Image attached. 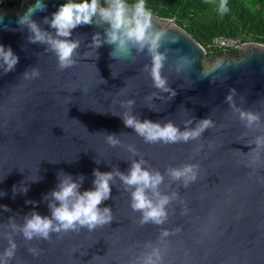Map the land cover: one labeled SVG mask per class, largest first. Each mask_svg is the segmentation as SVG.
Wrapping results in <instances>:
<instances>
[{
    "label": "water",
    "instance_id": "water-1",
    "mask_svg": "<svg viewBox=\"0 0 264 264\" xmlns=\"http://www.w3.org/2000/svg\"><path fill=\"white\" fill-rule=\"evenodd\" d=\"M42 2L46 11H37L32 19L54 33L43 18L50 19L67 0ZM34 3L0 0V44L11 47L19 58L14 71L0 69V205L11 209L0 208V234L9 217L22 223L33 210L50 216L43 197L56 187L61 170L73 178L85 177L80 191L93 187V169L127 172L131 159L140 158L128 152L129 144L161 173L169 165L197 163L199 174L187 188L165 176L161 190L178 191L179 199L169 206V221L163 226L139 224L140 214L132 211L130 195L116 178L110 198L100 205L111 208L110 224L59 237L52 234L50 241L26 243L16 234V257L10 264H17V259L19 264H128L130 250L155 242L160 227L181 229L167 240L165 264H264V163L246 167L249 157L244 155L255 147L246 143L257 132L244 128L225 99L235 89L236 104L260 111L264 121V43L248 40L206 53L173 17L151 12L157 31L178 38L174 44L162 43L160 49H169L161 73L176 92L169 99L168 93L153 88L151 77L143 71L151 62L146 50L132 49L129 58L116 59L109 55L114 45L90 47L93 34L100 33L103 40L107 23L72 30L69 39L80 41L77 62L58 69L55 54L46 51L44 44L31 43L27 27L18 24L19 16ZM180 55L193 58L194 63L177 73ZM33 67L39 69V77H23ZM153 92L158 95L151 96ZM125 99L135 101L133 115L141 120H171L183 130L184 119L194 118L189 125L194 127L196 120L210 117L215 127L206 129L199 142L148 144L112 114L125 110L119 104ZM105 133L120 135L121 145H108ZM25 186L27 191L21 192ZM6 246L7 241L0 239V251ZM29 246L38 247L40 254L33 257Z\"/></svg>",
    "mask_w": 264,
    "mask_h": 264
},
{
    "label": "clouds",
    "instance_id": "clouds-1",
    "mask_svg": "<svg viewBox=\"0 0 264 264\" xmlns=\"http://www.w3.org/2000/svg\"><path fill=\"white\" fill-rule=\"evenodd\" d=\"M106 5V6H105ZM47 5L42 0H35V3L19 16L18 24L26 26L30 35L28 40L31 43L46 45V51H52L57 59V67L60 70L71 68L77 62V49L80 46L79 39H69L72 30L78 26L91 25L93 23H107L104 29V38L100 33L92 36L90 47L99 48L106 43L114 45L109 53L110 57L116 59H127L131 56V50L136 53L146 50L150 57V64H145L143 71L151 77L152 86L160 93H168L169 99L176 95V92L169 87L168 78L162 75V69L168 60V48L160 51L162 43H177L178 38L168 36L163 31H157L152 23V13L146 7V0H67L60 4L56 11L51 14V18L44 17L43 23L48 24L54 33L41 28L32 16L37 11H46ZM219 9L221 12L227 11V0H220ZM179 52V49H177ZM18 56L11 47L0 44V69L4 73L15 70L18 63ZM133 61L135 57H132ZM194 59L187 55H180L176 61L175 70L180 71L191 68ZM215 69L204 72L207 75ZM40 72L36 67L30 68L23 73V77L34 79L39 77ZM106 83V81H104ZM156 92L151 96H157ZM236 95L235 89H230L226 95V102L234 113L238 115L244 128L249 131H256L257 134L249 140L247 145H255L250 151L244 153L249 157L246 167H254L264 163V121L261 119V112L245 109L238 106L233 97ZM243 100V97H241ZM120 106L125 109L119 115L126 127L132 128L145 143L148 144H187L190 141L201 140L206 129L215 127L210 117L196 120L194 127H189L194 118L181 121L183 130L173 121L164 123L153 122L149 119L141 120L138 115H133V99L119 101ZM186 111V110H185ZM108 145L116 147L121 145L120 135L115 133H105ZM211 146V144H209ZM128 152L139 159H131L127 172H122L113 168L110 172H101L93 169L92 185L90 189L80 191L85 177L77 175L75 178L71 174L62 170L57 173V184L54 189L46 193L43 197L47 201L50 210L49 215H40L36 211H31L23 216V222L17 223L13 217H9L7 224H4L5 231L0 234V239L7 241V246L0 251V264H10L16 257L17 244L14 235H22L24 241L32 240L50 241L52 234L61 236L63 233L79 232L81 229L93 231L97 228L110 224L113 214L110 207H100L102 203L110 198L111 188L119 179L124 191L130 195L129 206L133 212L139 213V224H154L163 226L169 221V206L179 199L178 191L164 192L161 185L164 184L165 176L170 182H178L183 188L198 179L199 165L197 163H184L179 166L169 165L164 173L148 164L134 145H126ZM198 151V149H197ZM99 163L98 161H96ZM16 191L15 186L13 192ZM26 192L27 187L20 189ZM3 195V193H0ZM183 203V201H180ZM4 211H11L6 205H0ZM187 211L184 208L181 214ZM181 229H169L160 227L159 235L155 242L147 241L138 245L139 251H131V258L128 264H165L167 255V240L170 236L176 235ZM27 251L36 257L40 254V249L29 246ZM17 264L19 260L17 259Z\"/></svg>",
    "mask_w": 264,
    "mask_h": 264
},
{
    "label": "trees",
    "instance_id": "trees-1",
    "mask_svg": "<svg viewBox=\"0 0 264 264\" xmlns=\"http://www.w3.org/2000/svg\"><path fill=\"white\" fill-rule=\"evenodd\" d=\"M220 0H146V7L161 17H173L174 23L187 31L206 53L220 50L207 47L214 35L240 36L243 40L264 43V0H227V11L219 9ZM227 49V48H226Z\"/></svg>",
    "mask_w": 264,
    "mask_h": 264
},
{
    "label": "built area",
    "instance_id": "built-area-1",
    "mask_svg": "<svg viewBox=\"0 0 264 264\" xmlns=\"http://www.w3.org/2000/svg\"><path fill=\"white\" fill-rule=\"evenodd\" d=\"M244 34H241L240 36H223V35H214L210 37L207 42V47H219L222 49L230 48L232 46H235L236 44L248 41L243 40ZM260 36L264 39V32L260 34Z\"/></svg>",
    "mask_w": 264,
    "mask_h": 264
}]
</instances>
